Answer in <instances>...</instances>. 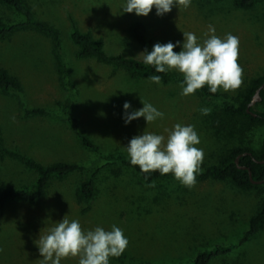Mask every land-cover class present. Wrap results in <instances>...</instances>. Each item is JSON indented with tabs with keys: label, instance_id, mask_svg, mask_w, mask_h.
Here are the masks:
<instances>
[{
	"label": "rangeland",
	"instance_id": "obj_1",
	"mask_svg": "<svg viewBox=\"0 0 264 264\" xmlns=\"http://www.w3.org/2000/svg\"><path fill=\"white\" fill-rule=\"evenodd\" d=\"M24 1L37 20L57 29L63 55H56L49 38L33 32L19 31L0 39V69L21 86L18 92L0 91L4 144L42 165L73 163L84 170L63 180L52 179L46 195L35 204L9 201L0 208V264H41L36 241L63 217L78 220L85 231L98 226L108 231L113 225L121 228L129 243L120 257L110 258V264H189L200 251L230 246L236 247L210 264H264V230L240 244L264 201V187L244 190L230 181H196L187 188L175 178L149 187L134 171L100 160L112 153L130 160L126 147L134 136L143 132L167 136L165 129L190 124L200 138L196 147L204 152L201 172L234 148L258 151L264 127L223 131L215 124L220 101L195 93L181 95L179 79L157 85L93 59H79L68 37L73 21L80 31L102 39L107 54L140 60L142 53L128 34L135 22L144 25L152 46L180 42L176 52L182 48L184 32L194 33L202 42L212 25L221 38L227 34L239 38L242 84L235 91L218 90L237 103L249 83L264 75V2L240 10L233 0H191L186 9L177 6L158 16L153 8L147 16H138L122 11L126 0ZM0 18L18 20L1 6ZM62 65L65 77L59 72ZM168 72L183 78L178 71ZM125 102L131 105L129 114L147 102L164 117L150 124L143 117L125 124ZM251 107L264 112V95ZM201 108L212 111L202 115ZM34 109L45 113L25 114ZM72 121L98 152L80 146ZM103 165L93 199L78 204L79 185ZM36 180L35 173L15 161L0 159V190H31ZM61 264H78V258H66Z\"/></svg>",
	"mask_w": 264,
	"mask_h": 264
},
{
	"label": "clouds",
	"instance_id": "obj_2",
	"mask_svg": "<svg viewBox=\"0 0 264 264\" xmlns=\"http://www.w3.org/2000/svg\"><path fill=\"white\" fill-rule=\"evenodd\" d=\"M191 0H126L122 11L135 12L138 16H147L153 8L161 16L173 7L188 8ZM206 38L199 42L192 32L183 33V44L179 52L174 51L177 44L156 43L151 52L143 53V62L154 67L156 73L178 71L183 76L179 87L181 95L188 96L205 85L215 94L222 89L235 91L242 84L243 68L238 63L239 38L227 34L221 38L215 34V28L208 26ZM150 82L161 84L160 75L148 77ZM143 107L130 114V103L125 102V124L143 117L146 124L163 119L164 113L151 103L143 102ZM211 108H201L202 115H209ZM167 136L152 132H143L129 141L126 151L133 166L143 173L159 172L160 175L172 174L175 180L187 188L196 184V177L203 162L204 152L196 147L200 143L193 125L175 124L165 129ZM147 178V177H146ZM149 187H155L151 183ZM128 239L121 228L113 225L111 230L96 227L85 231L78 220L63 217L44 235H39L36 244L41 264H61L66 258H78V264H110V258H118L126 250Z\"/></svg>",
	"mask_w": 264,
	"mask_h": 264
},
{
	"label": "trees",
	"instance_id": "obj_3",
	"mask_svg": "<svg viewBox=\"0 0 264 264\" xmlns=\"http://www.w3.org/2000/svg\"><path fill=\"white\" fill-rule=\"evenodd\" d=\"M264 0H233V6L240 10L253 9ZM0 6L11 10L18 17L16 21H7L0 18V39H8L19 31L33 32L51 40L53 49L57 56L62 57L60 34L53 26L36 19L31 8L24 0H0ZM128 34L139 47L142 53V59L128 58L120 54H107L104 50L103 40L95 38L90 32L80 31L75 23L71 21L69 29V40L76 48V55L79 59H93L103 65L112 66L124 71L134 77L147 78L152 75H160L161 83L168 84L176 79L181 82L183 78L169 72L156 73L151 65L143 62V53L145 50L151 52L153 46L146 38L145 27L140 22L133 23L128 28ZM63 61V60H61ZM59 72L65 77L64 66H60ZM264 83V75L252 80L247 89L241 95L239 102L228 100L224 94L218 91L213 94L209 91L207 85L195 92L200 97L220 101L221 107L215 115L216 126L226 132L236 129H248L254 125L264 127V112L254 111L249 105L253 101L256 90ZM20 82L9 72L0 69V91L3 93L18 92ZM264 89L260 91L259 96L263 97ZM44 111L41 109L28 110L27 116H42ZM76 139L80 146L86 150L98 152L97 148L79 131L78 125L72 121ZM238 159V164L235 160ZM0 159H9L15 161L25 169L35 173L37 180L31 190L3 188L0 190V208L9 201H19L29 204H35L39 199L46 195L48 185L52 179L63 180L69 175L84 170L82 166L73 163L55 162L49 165H42L32 158L18 152L16 149L7 148L4 144L2 129L0 127ZM100 160L111 161L123 168L134 171L142 180L144 185H150L153 182L174 178L172 174L160 175L159 172L143 173L138 166H133L130 160L125 159L119 153H112L107 156H101ZM264 141L258 151L248 148H234L227 155L223 156L217 164L206 167L199 172L196 177L197 182L230 181L238 188L244 190H253L262 185L252 184L248 172L239 169L238 166H244L250 169L254 181L264 180ZM106 165V164H105ZM105 165L93 170L88 177L81 182L76 192V201L78 204L91 201L95 195V180L99 173L106 167ZM147 177V178H146ZM85 212V210L83 211ZM264 230V201L258 213L249 221V227L240 244L246 242L249 238L257 235ZM236 246L215 247L205 249L197 253L189 264H210L214 258L230 252ZM135 264V263H134ZM144 264V263H136Z\"/></svg>",
	"mask_w": 264,
	"mask_h": 264
},
{
	"label": "water",
	"instance_id": "obj_4",
	"mask_svg": "<svg viewBox=\"0 0 264 264\" xmlns=\"http://www.w3.org/2000/svg\"><path fill=\"white\" fill-rule=\"evenodd\" d=\"M263 89H264V83H263V84H262V85L256 90L255 95H254V98H253V101H259V100H260L259 93H260V91L263 90ZM253 101H252V102H253ZM252 102H251V104H252ZM251 104L249 105V107L251 106ZM238 159H239V157L235 160V163H236V164H238ZM260 163H261V164H264V161H261ZM238 168H239V169H242V170H246V171L248 172V175H249V178H250L252 184H254V185H262V184L264 183V180H261V181H254V180L252 179V174H251V171H250L249 168L244 167V166H238Z\"/></svg>",
	"mask_w": 264,
	"mask_h": 264
}]
</instances>
